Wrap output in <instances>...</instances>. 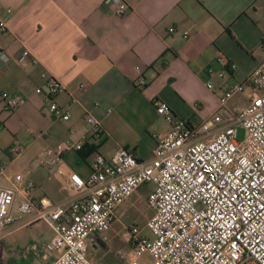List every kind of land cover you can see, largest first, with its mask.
Returning <instances> with one entry per match:
<instances>
[{
  "label": "crops",
  "instance_id": "crops-1",
  "mask_svg": "<svg viewBox=\"0 0 264 264\" xmlns=\"http://www.w3.org/2000/svg\"><path fill=\"white\" fill-rule=\"evenodd\" d=\"M125 1L128 11L116 16L106 0H0V16L8 26L0 34V49L11 56L0 73V94L6 91L24 100L12 111L3 110L0 102V186L17 188L15 202L46 196L65 204L73 195L65 186L69 173L82 178L90 174L94 152L82 156L81 149L63 150L62 163L47 168L38 159L45 149L83 142L108 158L123 146L148 161L153 134L168 129L156 113V100L199 124L217 111L223 89L215 75L222 68L219 55L235 65L227 83L244 81L264 61V0ZM24 49L31 54L26 59ZM42 72L63 85L55 101L68 112L67 120L50 114L35 93ZM237 95L227 102L233 113L240 108L231 102ZM87 115L104 130L101 139L93 137ZM15 144L22 146L21 152L12 151ZM17 174L23 181L15 180ZM29 182L33 185L27 191L23 185ZM41 223L46 244L52 231ZM99 233L90 240V260L126 264L130 245L126 253L118 251L117 262L109 260ZM0 244L9 245L4 240ZM92 247L98 250L96 259L89 255ZM52 258L45 253L39 264H50Z\"/></svg>",
  "mask_w": 264,
  "mask_h": 264
},
{
  "label": "built area",
  "instance_id": "built-area-1",
  "mask_svg": "<svg viewBox=\"0 0 264 264\" xmlns=\"http://www.w3.org/2000/svg\"><path fill=\"white\" fill-rule=\"evenodd\" d=\"M106 3L114 6L116 16L129 9L125 0ZM7 29L0 16V34ZM182 34L189 36L188 31ZM21 55L22 59L31 56L26 49ZM216 60L222 68L215 75L223 81L217 111L193 124L156 100V113L168 129L153 134L150 160H140L123 146L108 158L94 152L87 178L69 173L65 186L73 195L65 204H55L46 196L15 202L17 188L0 186V241L12 229L41 221L52 231L45 244L53 257L50 264H94L88 257L93 234L108 230L118 206L142 185L151 184L146 197L149 234L137 226L127 229L131 256L126 264H142L145 254L151 258L149 264H264V61L244 81L227 83L235 65L224 55ZM10 61V54L0 49V73ZM40 78L35 93L50 114L67 120L68 112L55 101L63 85L46 72ZM138 82L143 85L145 80ZM207 88L212 84L207 83ZM244 93L247 103L231 112L228 100ZM23 101L6 91L0 94L5 111L15 110ZM86 122L95 139L104 136L92 116L87 115ZM82 146L83 142H63L57 149H45L38 159L44 167L54 168L62 163L63 150ZM22 149L19 144L12 146L14 153ZM23 179L22 174L15 176L16 181Z\"/></svg>",
  "mask_w": 264,
  "mask_h": 264
},
{
  "label": "rangeland",
  "instance_id": "rangeland-1",
  "mask_svg": "<svg viewBox=\"0 0 264 264\" xmlns=\"http://www.w3.org/2000/svg\"><path fill=\"white\" fill-rule=\"evenodd\" d=\"M245 93L238 94L231 102L241 107L245 105ZM238 135H243V130L238 131ZM151 184H147L133 193L125 200L115 212V219L108 230L100 232V239L108 245L106 256L109 260L116 261L118 251L126 253L129 249L127 229L137 226L146 234V222L151 216V211L147 207V189ZM43 234V224L37 221L34 224L19 226L6 232L1 241H6L9 245L0 244V257L10 259L9 264H39L40 257L46 253ZM98 250L93 247L89 250L90 257H97ZM117 262V261H116ZM142 264H149L151 258L145 254L140 258Z\"/></svg>",
  "mask_w": 264,
  "mask_h": 264
},
{
  "label": "trees",
  "instance_id": "trees-1",
  "mask_svg": "<svg viewBox=\"0 0 264 264\" xmlns=\"http://www.w3.org/2000/svg\"><path fill=\"white\" fill-rule=\"evenodd\" d=\"M96 147L95 145H83L82 148H81V155L84 156L85 153H93L95 152L96 150ZM0 264H5V260L4 259H0Z\"/></svg>",
  "mask_w": 264,
  "mask_h": 264
}]
</instances>
